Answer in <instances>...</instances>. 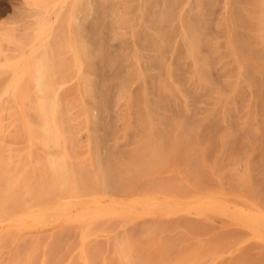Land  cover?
I'll use <instances>...</instances> for the list:
<instances>
[{"label": "bare ground", "instance_id": "obj_1", "mask_svg": "<svg viewBox=\"0 0 264 264\" xmlns=\"http://www.w3.org/2000/svg\"><path fill=\"white\" fill-rule=\"evenodd\" d=\"M21 1L28 14L23 28L16 30L18 20L16 26L10 22L11 26H15L11 31L5 33L4 29L0 30V245L11 242L14 245L12 248H16L21 234L28 235L16 225L25 211H29L26 214L33 212L31 215L35 213L47 218V223L32 224H50L52 214H56L55 224H64L59 229L61 231L73 224H93L116 215L108 216L99 204L86 208L82 205L84 201L77 197L63 199L57 205L33 208L35 212L25 210L16 217H12L10 209L4 205L17 198L30 202L34 196L54 187L57 178L62 187L63 179L69 176L66 162L71 156L68 157L67 151L61 147L79 145L83 139L87 144L93 143L95 150L88 158L92 164H99L95 166L97 171L101 167L102 153L97 146L104 151L106 142L101 132L110 127V118L125 128L154 127L156 123L150 115L146 97L157 76L155 71L158 67L163 68L162 65L165 69L160 72L162 78L159 74L157 76L160 91L173 97L174 105H179L183 113L188 114L190 99L182 87L189 86L194 94L205 88L210 89L209 93L214 88L205 76L209 65L207 55L199 50L202 39L209 42L210 51L215 56V70L221 82L228 83L230 89L227 92L222 90V93L220 89H214V95L209 97L210 106H206L208 111L198 119L204 122L215 118L225 126L223 123L228 119L227 114L236 109L234 100L239 89H244L248 93L242 90V94L248 98L246 103L243 102L245 114L238 125L253 131L258 129L257 113L253 109L256 96L252 92L256 86L253 89V80L250 76L246 77L245 72L246 67L251 66L257 77L264 76V56H259L264 55V0H220L218 9L214 6L217 12L210 13L217 14V37L204 35L201 27L204 17L209 16L207 11H210L208 8L212 0H182L179 5V0H168L170 9H174L176 4L178 6L175 11L172 9L173 21L168 23L177 35L174 44L171 39L167 45L165 42L169 39L164 40L166 38L162 34L164 17H169L163 14L167 0ZM215 2L214 5L217 4ZM235 9H240L250 21L251 27L246 29L253 42L252 47L248 44L246 48L253 50L254 55L245 50L243 53L234 44ZM168 12L170 15L173 13ZM190 17L195 23L190 22ZM175 44L181 46L183 61L189 69L190 75L185 84L174 80L171 65L162 62L165 47L175 51ZM171 49L167 51L169 56H172ZM56 74L59 77L63 74L62 82L54 80ZM135 93H140L142 97V119L138 113L139 105L133 99ZM74 152L70 151L71 154ZM82 154H74L77 155L74 158L78 159ZM56 155L60 157L55 158ZM41 158L47 161L44 166ZM248 162L247 157L245 164ZM36 166L41 168L36 169ZM82 166L71 170L72 179L77 178V169ZM247 168L244 165L240 174L244 179L249 176ZM215 174L218 180L216 190L191 196L183 202L179 212L208 224H264V201L246 197L250 195L251 178L238 179L243 189L223 193L219 189L222 188L221 174L218 171ZM91 176L96 183V176L93 173ZM233 199L238 201L231 206L229 201ZM129 222H135V219ZM45 226L27 230L37 231L30 235L40 239L46 235H41ZM80 261L87 264L85 259ZM14 264H28V261L19 255Z\"/></svg>", "mask_w": 264, "mask_h": 264}, {"label": "rangeland", "instance_id": "obj_2", "mask_svg": "<svg viewBox=\"0 0 264 264\" xmlns=\"http://www.w3.org/2000/svg\"><path fill=\"white\" fill-rule=\"evenodd\" d=\"M180 1L182 2L179 0L177 4L181 3ZM215 1L210 2L208 8L210 11H207L209 16L204 17L206 22L204 20L201 22L204 35L210 37L218 36L215 29L217 14L213 13L217 12L214 6L218 9L220 0ZM214 2L218 5H214ZM21 3H23L21 0H0L1 31L3 29L5 33L11 31L13 27L11 23H15L13 25L16 26L18 20L16 30L19 27L23 28L28 14ZM177 4L174 5V9L172 8L174 11L179 5ZM168 6V4L165 6L163 14L169 17H164L162 31L165 35L162 37L166 38L164 40L169 39L165 42L166 45L172 40L174 44L177 35L176 30L168 24L174 17V11ZM168 11L173 13L170 15ZM211 11L215 12L210 14ZM234 13L236 23L232 33L234 44L243 53L245 50L249 55H254L253 50L246 48L249 47L248 44L252 47L253 42L246 29L251 27L250 21L244 17L240 9H235ZM238 19H241V23ZM189 20L195 23L193 18L190 17ZM8 23L10 25H7ZM175 46H177L175 51L165 47L162 62L171 65L174 80L185 84L190 75L189 69L183 61L181 46L176 44ZM167 49L174 51V53L170 51L172 56L167 54ZM199 50L207 55L209 70L205 76L214 88L209 93L210 89L205 88L194 94L189 86L182 87L190 99L188 114L185 115L179 105H174L173 97L166 96L160 91L157 76L159 74L162 78L160 72L165 71L162 65L163 68L156 69L157 76L153 78L154 83L152 82L153 85L151 84L147 91L151 97H146L149 100L147 105L150 115L154 117L156 123L154 127L125 128L118 126L117 122L110 118V127L101 132L106 142L103 147L105 152L101 146H97L101 154L105 153L104 156L100 154L99 163L102 171L101 167L96 171L95 166L99 164H92L88 158L93 155L95 145L89 141L87 144L83 139L84 143L80 142V147L79 145L61 147L67 151L68 157L73 156L66 162L69 176L63 179L62 187L59 186L57 178L54 187L42 195L34 196L30 202L17 198L4 205L10 209V215L16 217L25 210L57 205L63 199L77 197L84 201L82 205L86 208L99 204L108 216L113 213L116 215L93 224H73L61 231L59 229L64 224H55L56 214H52L50 224H32L42 223L47 218L35 213L31 215L33 212L26 214L29 211H25L16 225L28 235L21 234L19 237L21 241L16 242V248H12L14 245L11 242L0 245V264H14L19 255L26 257L28 264H39L41 261L43 264H83L80 259H85L87 264H264V224H208L185 217L186 215L183 216L184 214L179 212L184 205L183 202L191 196L216 190L217 171L221 174L222 188L219 189L223 193L243 189L244 186L238 179L251 178L248 189L250 195L245 196L249 197V200L264 201V76L259 78L253 67H246V77L250 76L251 81L253 80V89L254 86L257 88L252 91L256 96L253 108L257 113L256 131L247 127L240 128L241 125H238L242 121L240 118H244L245 114L243 102L246 103L245 100L248 98L246 97L248 92L244 89L241 91L239 89L234 100L236 109L227 114L228 119L223 123L225 126L220 125L222 123L215 121V118L200 122L199 119L208 111L207 107L211 101L209 97L214 95L212 94L214 89L216 91L220 89L222 93L227 92L230 86L221 82V77L215 70V56L210 51L209 42L202 39ZM255 54L258 55L257 52ZM61 66L59 65L60 68ZM63 74L61 77L56 74L54 80L62 82ZM242 90L246 94H242ZM133 99L135 104L139 105L138 113L142 119L144 109L141 106L143 101L140 93L133 94ZM233 110H236L235 114L232 113ZM163 111L167 113L164 114ZM72 150L73 152L79 150L83 154L79 151L71 154ZM74 154L82 156L75 159L77 155ZM247 157L249 162L245 164ZM44 159L41 158L42 166L47 162ZM78 165L83 166L77 169V178L72 179L71 170H75ZM244 165L248 166L249 170L246 179L240 176ZM37 168L41 166H36ZM97 172L98 174L101 172L99 177L102 183ZM91 173L96 176V183ZM237 201L233 199L229 204L232 206ZM166 214L169 215L163 216ZM130 219H135V222H129ZM43 225L47 226L41 231L43 232L41 235L45 233L46 235L40 239L30 235L31 232L36 234L37 231L27 230Z\"/></svg>", "mask_w": 264, "mask_h": 264}]
</instances>
